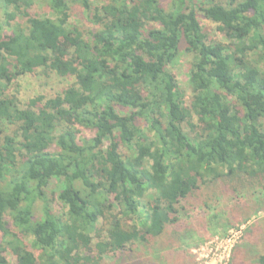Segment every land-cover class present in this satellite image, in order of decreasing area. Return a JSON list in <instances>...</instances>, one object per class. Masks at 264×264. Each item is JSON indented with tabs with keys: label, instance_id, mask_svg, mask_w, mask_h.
Returning <instances> with one entry per match:
<instances>
[{
	"label": "trees",
	"instance_id": "obj_1",
	"mask_svg": "<svg viewBox=\"0 0 264 264\" xmlns=\"http://www.w3.org/2000/svg\"><path fill=\"white\" fill-rule=\"evenodd\" d=\"M41 1L46 17L34 0H0V253L143 264L199 183L264 178V0ZM71 5L95 30L70 24ZM196 12L226 43L206 44ZM181 52L188 106L171 72ZM36 70L72 82L22 110L7 88ZM77 127L94 136L77 140Z\"/></svg>",
	"mask_w": 264,
	"mask_h": 264
},
{
	"label": "rangeland",
	"instance_id": "obj_2",
	"mask_svg": "<svg viewBox=\"0 0 264 264\" xmlns=\"http://www.w3.org/2000/svg\"><path fill=\"white\" fill-rule=\"evenodd\" d=\"M103 1L84 0L90 10L103 4ZM33 13L40 17L48 16L41 0H34ZM87 15V10L80 5H71L70 24L86 33L92 32L95 28ZM196 18L207 45L226 43L216 24L206 20L200 12H196ZM190 63L191 58L181 52L171 69L184 93L186 106L190 102ZM71 82L69 77L36 70L9 86L7 94L14 95L19 107L24 110L40 98H54ZM76 131L77 140H89L94 136L93 132L79 127ZM185 132H188L187 128ZM121 151L126 154L123 148ZM204 181L192 190L187 200L177 205L178 225L168 229L166 243L143 253V264H256L258 256L264 252V178L256 174L254 180H250L244 173H236L233 178ZM57 187L55 182L47 197L52 212L60 215L64 209L56 201ZM40 208L39 203L35 205L34 215L39 216ZM5 221L9 219L5 217ZM9 228L12 230V227ZM24 241L30 243V239ZM33 252L37 256L38 253ZM0 254L8 264H14V258L8 253ZM119 261L117 258L108 259L103 264H118Z\"/></svg>",
	"mask_w": 264,
	"mask_h": 264
}]
</instances>
